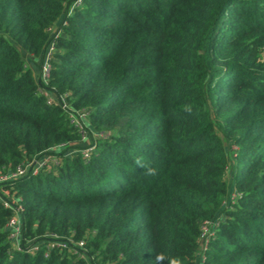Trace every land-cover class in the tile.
I'll return each instance as SVG.
<instances>
[{
  "label": "trees",
  "instance_id": "16d2710c",
  "mask_svg": "<svg viewBox=\"0 0 264 264\" xmlns=\"http://www.w3.org/2000/svg\"><path fill=\"white\" fill-rule=\"evenodd\" d=\"M46 156L0 264H264V0H0V176Z\"/></svg>",
  "mask_w": 264,
  "mask_h": 264
},
{
  "label": "built area",
  "instance_id": "2783aa9c",
  "mask_svg": "<svg viewBox=\"0 0 264 264\" xmlns=\"http://www.w3.org/2000/svg\"><path fill=\"white\" fill-rule=\"evenodd\" d=\"M54 52V46L53 43H50L47 51L44 55L43 58V62L41 64V73L40 76L42 78L43 81H46L48 74H49V69H50V59L51 56ZM45 96H47V103H51L53 100L51 98L48 97V93L44 92L43 93ZM63 101V98H61V102ZM63 107H66L65 104L62 105ZM84 114H80L79 117H74V116H70V123L74 126V128L76 129V131L81 135V139L85 140V142H88V133L84 128L83 125V121L82 119H84ZM102 134H99V137H102ZM88 144V143H86ZM93 152V147L92 146H87L85 149H83L81 151V155L82 158L84 160H88L89 157L91 156ZM51 164L52 166L57 164V160L51 157H43L40 160H35L32 163H28L27 165L23 166V167H18L14 172H12L10 175H3L0 176V183H3L5 181H8L10 179H14L17 177H20L22 175H24L26 173V171L29 168L33 169V173L35 174L40 168ZM1 191V190H0ZM2 193L4 194V196L0 195V203H2L4 208L10 209L12 212V216L9 218L8 222H7V228L9 230V239L11 240V242L13 243L14 247L19 249V239H20V235H21V221H20V212H21V207L17 204V202H15L13 200V197L11 195H9L8 191H2ZM236 198L235 194H231L228 201L229 202H233L234 199ZM207 233V229L203 226V235H205ZM50 248H66L65 243L61 244V243H51ZM77 247L81 248L83 247V243L82 242H78L77 243ZM29 252H36L37 251V247L33 246L31 248L28 249Z\"/></svg>",
  "mask_w": 264,
  "mask_h": 264
},
{
  "label": "clouds",
  "instance_id": "9594fccd",
  "mask_svg": "<svg viewBox=\"0 0 264 264\" xmlns=\"http://www.w3.org/2000/svg\"><path fill=\"white\" fill-rule=\"evenodd\" d=\"M145 174L150 176H155L157 174L156 169L154 167L147 166ZM172 264H179V261L175 260L172 262Z\"/></svg>",
  "mask_w": 264,
  "mask_h": 264
},
{
  "label": "rangeland",
  "instance_id": "374dc122",
  "mask_svg": "<svg viewBox=\"0 0 264 264\" xmlns=\"http://www.w3.org/2000/svg\"><path fill=\"white\" fill-rule=\"evenodd\" d=\"M228 180H230V176L228 177Z\"/></svg>",
  "mask_w": 264,
  "mask_h": 264
}]
</instances>
